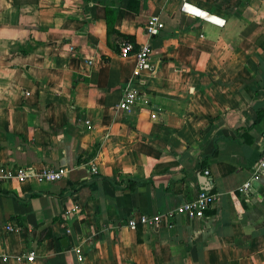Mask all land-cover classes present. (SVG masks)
<instances>
[{"label":"crops","instance_id":"crops-1","mask_svg":"<svg viewBox=\"0 0 264 264\" xmlns=\"http://www.w3.org/2000/svg\"><path fill=\"white\" fill-rule=\"evenodd\" d=\"M128 1L0 0V166L66 168L0 182V264H264V0ZM105 7L135 46L162 22L128 112ZM198 174L213 203L167 217ZM136 212L162 221L129 229Z\"/></svg>","mask_w":264,"mask_h":264},{"label":"built area","instance_id":"built-area-1","mask_svg":"<svg viewBox=\"0 0 264 264\" xmlns=\"http://www.w3.org/2000/svg\"><path fill=\"white\" fill-rule=\"evenodd\" d=\"M184 3L179 7L181 11H185ZM162 28V22L158 20L155 15L149 16L143 26V34L145 39L137 44L133 41L124 38L118 42V54L122 56L131 55L134 59L131 76L129 81L123 86L122 97L117 103V107L128 112L131 106L140 100L139 87L143 84L142 74L150 69V55L151 47L148 38L156 34ZM150 117H154L150 113ZM87 122V121H86ZM91 171L94 172V167L91 166ZM264 170V143L260 149L259 156L256 159L255 165L251 169V178L255 177L258 173ZM66 174V168L63 166L51 167L43 166L37 169L26 167L0 166V182L7 178H13L16 181H24L27 178L33 177L38 180L47 182H54L61 179ZM203 174L207 175L208 171L203 170ZM249 186V180L241 185V190H246ZM215 196L213 193L206 189H200L197 194L190 200L184 201L175 206L166 215L172 217L174 215H183L186 218H199L202 216L203 211L208 208L214 201ZM162 221V214H148L144 212H136L125 219L124 225L129 229L134 230L136 225L139 224L143 229H151L158 227ZM10 229L9 225L5 226ZM76 255L77 262L82 261V254L78 246L73 247ZM0 259H5L2 256ZM27 261L33 259V253L28 252L25 255Z\"/></svg>","mask_w":264,"mask_h":264},{"label":"trees","instance_id":"trees-1","mask_svg":"<svg viewBox=\"0 0 264 264\" xmlns=\"http://www.w3.org/2000/svg\"><path fill=\"white\" fill-rule=\"evenodd\" d=\"M127 7H130V0L127 2ZM105 26H106V31L107 32H116L113 29L112 23H113V13L107 8L105 7ZM117 33V32H116ZM121 38H127L129 40L132 41V37L130 35L127 34H121V33H117ZM258 116V114H257ZM203 158V159H202ZM204 158H206V156L201 157L202 160H204Z\"/></svg>","mask_w":264,"mask_h":264},{"label":"water","instance_id":"water-1","mask_svg":"<svg viewBox=\"0 0 264 264\" xmlns=\"http://www.w3.org/2000/svg\"><path fill=\"white\" fill-rule=\"evenodd\" d=\"M197 177H198V180H199L198 182L200 183L201 189L209 190L211 180L208 177L204 175H200V174H198Z\"/></svg>","mask_w":264,"mask_h":264}]
</instances>
